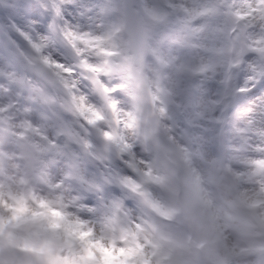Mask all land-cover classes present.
<instances>
[{"label":"clouds","instance_id":"1","mask_svg":"<svg viewBox=\"0 0 264 264\" xmlns=\"http://www.w3.org/2000/svg\"><path fill=\"white\" fill-rule=\"evenodd\" d=\"M0 264H264V0H0Z\"/></svg>","mask_w":264,"mask_h":264}]
</instances>
